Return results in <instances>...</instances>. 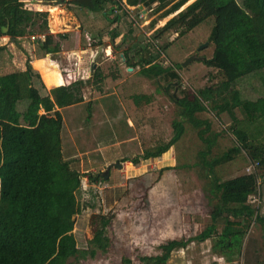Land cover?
Wrapping results in <instances>:
<instances>
[{
	"label": "trees",
	"instance_id": "obj_1",
	"mask_svg": "<svg viewBox=\"0 0 264 264\" xmlns=\"http://www.w3.org/2000/svg\"><path fill=\"white\" fill-rule=\"evenodd\" d=\"M12 1L0 0V37L37 36L35 43L43 54L61 50V46L55 44L54 36L48 32V12L12 5ZM188 1L61 2L70 10L76 6L91 12L102 11L107 18L115 6L151 8L158 19L174 14L155 30L153 37L157 38L164 32L178 29L183 35L212 19L208 41L213 45V52L202 63L217 69L222 79L192 93L173 95L172 101L178 110L177 119L171 124L172 135L167 142L145 150L142 157L151 159L167 152L185 133V124L194 129L204 144L198 152V159L206 167L210 183L208 193L213 199L210 222L194 237L167 240L159 246V254L138 257L139 264H166L173 251L186 247L192 240L204 241L214 235L212 248L230 260L233 248L239 252L245 234L240 226L247 227L252 219L264 223V218L257 214V208L247 202L248 196L257 191L258 175L255 171L226 179L215 175L216 166L231 161L239 153H245L251 164L257 163L254 167L264 170V89L262 95L250 99L244 98L237 87L242 79L258 77L264 88V0ZM106 4L111 5L110 10H105ZM155 22L153 20L152 25ZM40 35L43 38H39ZM110 36L113 46L117 33ZM120 45L124 46L120 59L127 67H138L144 77L159 81L179 78L175 68L180 65L153 62L154 53L159 54L160 49L164 51L167 44L159 49L150 42L132 47L122 40L113 48ZM33 66L40 69L45 84L61 81L60 72L48 64L46 57L34 62ZM115 77L113 75L112 78ZM104 78L100 66H97L85 80L47 90L39 73L30 67L23 75L18 71L0 74V264H70L107 251L110 240L106 230L113 218L111 213L93 215L90 218L92 236L87 240V247L76 246L72 233L75 221L72 218L81 211L76 193L81 187L82 174L72 169L63 158V121L58 110L81 103L87 86L103 89ZM130 98L136 106L142 100L145 104L150 102L146 94H133ZM206 110L216 114L227 113L232 122L229 132L234 145L212 159H207V156L212 152L218 133L212 131L208 119L198 116ZM236 110L241 112L242 118L237 117ZM128 161L137 163L138 159ZM85 177L90 182L98 179V175L87 174ZM220 224L222 229L218 232ZM123 261L128 263L129 259Z\"/></svg>",
	"mask_w": 264,
	"mask_h": 264
},
{
	"label": "rangeland",
	"instance_id": "obj_2",
	"mask_svg": "<svg viewBox=\"0 0 264 264\" xmlns=\"http://www.w3.org/2000/svg\"><path fill=\"white\" fill-rule=\"evenodd\" d=\"M115 7L108 14L109 20L102 11L91 12L76 6L70 10L64 3L27 7L48 12V32L54 36L55 44L61 46V50L49 54L51 59H57L61 66L73 65L77 78L85 80L97 66L105 75L101 90L106 96H100L96 90L92 92L94 86H87L81 103L60 110L63 158L82 174L81 187L76 193L81 211L74 215L72 230L76 246L87 247V240L92 236L90 218L93 215L113 214L106 230L110 240L107 251L70 264H139L138 257L159 254V246L167 240L198 235L210 222L209 211L213 205L206 167L198 159L204 144L188 124H185V133L167 152L156 158H142L145 150L167 142L172 135L171 124L177 119L178 110L172 101L173 95L192 93L222 79L217 69L202 63L213 52V45L208 41L212 19L183 35L178 29L157 38L153 37L155 30L174 14L158 19L151 8ZM104 8L110 10L111 5L106 4ZM114 32L117 36L113 46L122 40L132 47L150 42L159 49L167 44L164 51L154 53L153 62L180 65L175 68L179 78L159 81L144 77L138 67L129 70L120 59L124 46L115 49L112 46L110 35ZM25 37L30 40L28 48H34L36 57H46L35 44L37 36ZM18 53L20 59L12 60V69L24 72L28 66L19 68L24 54ZM192 55L197 59L181 66ZM3 57L0 54V61ZM113 75H116L114 79ZM237 87L244 98L250 99L262 95L264 89L258 77L242 79ZM133 94H146L150 102L145 104L142 100L136 106L130 98ZM235 113L242 118L240 111ZM198 116L208 119L212 131L218 133L207 159L234 145L229 132L232 122L227 113L206 110ZM108 139L109 144L104 142ZM132 158L138 162H129ZM111 163H118L119 167L111 166L104 178L103 173ZM251 171L258 175V186L247 202L264 218V170L251 166L245 153L215 167V175L222 179ZM87 174L98 175V179L90 182L85 177ZM240 228L245 233L241 247L239 252L233 248L230 260L212 248L214 235L204 241L192 240L186 247L173 251L166 264H262L264 223L252 219L247 227ZM221 229L220 224L217 231Z\"/></svg>",
	"mask_w": 264,
	"mask_h": 264
},
{
	"label": "crops",
	"instance_id": "obj_3",
	"mask_svg": "<svg viewBox=\"0 0 264 264\" xmlns=\"http://www.w3.org/2000/svg\"><path fill=\"white\" fill-rule=\"evenodd\" d=\"M127 7H129V6H127ZM130 8H134V7L130 6ZM29 44H30V40L28 39V37H25V38H17V39L10 38L8 36H2V37H0V50H2L0 52V54H3L4 55L3 61L2 60L0 61V69H2V70L5 69L4 71H1L0 74L18 71V70H13L12 69V67H13L12 60L13 59L14 60L15 59H17V60L20 59V56H19L20 54L18 53L20 51L24 55H23V59H22V63L23 64H21V67H19V68H23L24 65L25 66L27 65L31 69L37 71L39 73L40 77H41L40 69L39 68H36L35 66H33V63L36 62V61H38V60H40V59H42V58H44V57H42V56L41 57H36L34 55V53L32 52V50H34V48H32V50H30L28 48ZM25 55L27 56L28 59H26ZM45 55H46V59L48 61V64L49 65H52V66L53 65H56L57 66V70L61 74V76H60L61 81L59 83H56V84L47 85L42 80L44 86L46 87V89L49 90V89H51V88H53L55 86H59V85H68L70 83L75 82L76 80L83 79L81 77L77 78L78 72L73 67V65H67V64H65V66H63V65L61 66V64L58 62L57 59H51L49 54H45ZM14 67H16V66H14ZM20 73L23 75L24 72H20ZM90 76H91V74H90ZM95 90L99 93L100 96H106V92L104 90L102 91V90L93 89L92 92H95ZM83 96H84V94H83ZM61 109L62 108H58L59 111ZM62 121H63V119H62ZM109 140L110 139H108V141H104V142H106L107 144H109ZM111 140H112V138H111Z\"/></svg>",
	"mask_w": 264,
	"mask_h": 264
},
{
	"label": "water",
	"instance_id": "obj_4",
	"mask_svg": "<svg viewBox=\"0 0 264 264\" xmlns=\"http://www.w3.org/2000/svg\"><path fill=\"white\" fill-rule=\"evenodd\" d=\"M63 1L64 0H57V1L56 0H54V1H52V0H49V1H47V0H14V1L10 2V4H12V5H23L25 8H27V7L36 5V4H40V5H45L46 6V5H51V4H54V3H61ZM139 7L141 8V6H139ZM5 30H6V27L3 29V31H5ZM122 59H123V57H122ZM193 59H197V58L195 56H193V55L189 56L184 62H182L181 66H184L186 63L190 62ZM53 68H57V66L53 65ZM128 69L131 70V67H128ZM111 166L119 167V164L118 163L109 164L107 166L105 172L103 173L104 178L107 177L109 168ZM72 219L74 220V216H73Z\"/></svg>",
	"mask_w": 264,
	"mask_h": 264
},
{
	"label": "built area",
	"instance_id": "obj_5",
	"mask_svg": "<svg viewBox=\"0 0 264 264\" xmlns=\"http://www.w3.org/2000/svg\"><path fill=\"white\" fill-rule=\"evenodd\" d=\"M39 38H43V36L40 35ZM256 164H257V163L255 162V163L251 164V166L253 165V167H254V166H256Z\"/></svg>",
	"mask_w": 264,
	"mask_h": 264
}]
</instances>
